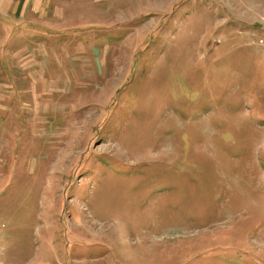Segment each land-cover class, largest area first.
<instances>
[{"label": "rangeland", "instance_id": "374dc122", "mask_svg": "<svg viewBox=\"0 0 264 264\" xmlns=\"http://www.w3.org/2000/svg\"><path fill=\"white\" fill-rule=\"evenodd\" d=\"M24 3L0 264H264V0Z\"/></svg>", "mask_w": 264, "mask_h": 264}, {"label": "crops", "instance_id": "0c3cea01", "mask_svg": "<svg viewBox=\"0 0 264 264\" xmlns=\"http://www.w3.org/2000/svg\"><path fill=\"white\" fill-rule=\"evenodd\" d=\"M10 1H12V5H14V6H16V8L15 7H13L16 11H21V5H23L24 6V1H26V0H10ZM15 2V3H14ZM8 3V0H0V6L1 7H6L7 8V10H8V8H9V6H6V4ZM6 8H5V10L4 11H6ZM2 11V10H1ZM1 17V16H0ZM3 17V16H2ZM9 20H11V19H9ZM36 25H38V24H36ZM40 34L39 33V31H37V32H31V34ZM35 36H38V35H35ZM33 40H36V39H33ZM16 44V43H15ZM31 44V43H30ZM22 51H25V48H23V49H21ZM20 50V51H21ZM19 52V51H18ZM1 190V189H0Z\"/></svg>", "mask_w": 264, "mask_h": 264}, {"label": "built area", "instance_id": "2783aa9c", "mask_svg": "<svg viewBox=\"0 0 264 264\" xmlns=\"http://www.w3.org/2000/svg\"><path fill=\"white\" fill-rule=\"evenodd\" d=\"M1 242V241H0Z\"/></svg>", "mask_w": 264, "mask_h": 264}]
</instances>
